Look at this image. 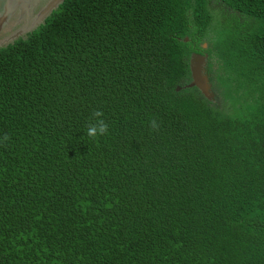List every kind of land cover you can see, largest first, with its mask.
Instances as JSON below:
<instances>
[{
    "label": "trees",
    "instance_id": "16d2710c",
    "mask_svg": "<svg viewBox=\"0 0 264 264\" xmlns=\"http://www.w3.org/2000/svg\"><path fill=\"white\" fill-rule=\"evenodd\" d=\"M0 264H264V0H64L0 46Z\"/></svg>",
    "mask_w": 264,
    "mask_h": 264
},
{
    "label": "water",
    "instance_id": "95a60500",
    "mask_svg": "<svg viewBox=\"0 0 264 264\" xmlns=\"http://www.w3.org/2000/svg\"><path fill=\"white\" fill-rule=\"evenodd\" d=\"M29 1V0H27ZM64 0H50L36 15V20L27 29L22 31L29 32L37 27L56 9ZM3 4V11L0 13V29L4 22H6L10 15L15 11V8L22 4V9L29 10V2L26 0H0ZM28 3V7L26 6ZM208 54L192 53L190 57V72L191 82L187 84V87H196L202 94L209 100L215 99V94L212 90V84L210 83L207 73Z\"/></svg>",
    "mask_w": 264,
    "mask_h": 264
},
{
    "label": "rangeland",
    "instance_id": "374dc122",
    "mask_svg": "<svg viewBox=\"0 0 264 264\" xmlns=\"http://www.w3.org/2000/svg\"><path fill=\"white\" fill-rule=\"evenodd\" d=\"M46 1L47 0H29V1L26 0V2H29L30 11L35 8L39 11L40 9L39 5H42L43 2H46ZM26 6L28 7V3H26ZM26 11L27 10H24L25 15H26ZM37 13L38 12L33 13L34 17L36 16ZM19 17H20V9L17 7L16 10L10 15L9 19L2 24L1 29H0V46H3L7 44L8 42L12 41L11 39L16 37L17 33L21 31L19 30L20 24L16 23L17 20L19 22Z\"/></svg>",
    "mask_w": 264,
    "mask_h": 264
},
{
    "label": "flooded vegetation",
    "instance_id": "af4514ba",
    "mask_svg": "<svg viewBox=\"0 0 264 264\" xmlns=\"http://www.w3.org/2000/svg\"><path fill=\"white\" fill-rule=\"evenodd\" d=\"M50 0H47L46 2H43V4L42 5H39L40 7V9H39V11L49 2ZM19 9H20V17H19V22H18V20L16 21V23H18V24H20V27H19V30H21L19 33H17V35H16V37H14V38H12L11 40L12 41H14L15 39H17V38H19L21 35H24V34H26L27 32H24V31H22V30H24V29H27L30 25H32L33 24V22L36 20V16L34 17V15H33V13L34 12H39L36 8L35 9H33V10H31L30 12H28V14H27V11H26V15H25V12L23 11V9H22V4H19L18 6H17ZM16 7V8H17ZM0 8H1V10H0V13H2V11H3V4L0 2ZM16 8H15V10H16ZM218 8H220V6L218 7ZM35 10V11H34ZM55 10V9H54ZM33 17H32V16ZM37 15V14H36ZM19 30H17V31H19ZM24 32V33H23ZM12 41H10V42H12ZM9 43V42H8ZM202 45V47L203 48H206L207 47V43L206 42H204V43H202L201 44ZM193 53H200V54H207L206 52H204L203 50L200 52V51H196V52H193ZM206 69H208L207 68V66H206ZM208 76H209V74H208Z\"/></svg>",
    "mask_w": 264,
    "mask_h": 264
},
{
    "label": "clouds",
    "instance_id": "9594fccd",
    "mask_svg": "<svg viewBox=\"0 0 264 264\" xmlns=\"http://www.w3.org/2000/svg\"><path fill=\"white\" fill-rule=\"evenodd\" d=\"M95 117H97L96 121L94 123H90L87 127V135L90 138H97L98 136H103L108 132V124L101 118L103 116L102 111L97 110L93 113ZM159 125L158 122L155 119H152L151 121V128L152 130L158 129ZM9 137L5 135L3 137L4 141H7Z\"/></svg>",
    "mask_w": 264,
    "mask_h": 264
}]
</instances>
